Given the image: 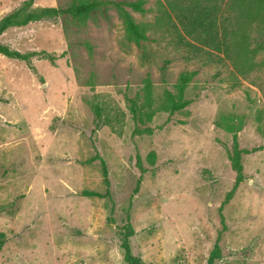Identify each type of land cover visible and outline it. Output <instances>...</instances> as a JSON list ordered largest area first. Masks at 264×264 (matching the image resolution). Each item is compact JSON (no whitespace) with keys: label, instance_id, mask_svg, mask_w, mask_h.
<instances>
[{"label":"rangeland","instance_id":"374dc122","mask_svg":"<svg viewBox=\"0 0 264 264\" xmlns=\"http://www.w3.org/2000/svg\"><path fill=\"white\" fill-rule=\"evenodd\" d=\"M25 1L0 0V20ZM171 2L131 10L148 28L139 45L126 40L114 8L108 19L61 16L0 36L35 53L29 62L0 54V264H126L128 217L145 264H207L220 233L215 264H264V67L245 62H264V31L236 47V66L221 51L182 43ZM187 71L195 72L190 104L161 110ZM148 79L155 112L140 121L129 99L149 112ZM239 119L244 180L223 204L237 177L227 127ZM96 154L108 166L114 221L105 198L83 194L105 191L100 161L89 162Z\"/></svg>","mask_w":264,"mask_h":264},{"label":"trees","instance_id":"16d2710c","mask_svg":"<svg viewBox=\"0 0 264 264\" xmlns=\"http://www.w3.org/2000/svg\"><path fill=\"white\" fill-rule=\"evenodd\" d=\"M224 1V2H223ZM34 0H26L22 6L7 14L0 20V36L9 28L23 26L30 22L45 19H56L61 16L74 19H82L99 11L104 18H109L108 10L114 8L122 20L127 41L139 45L148 39L147 25L137 22L131 13L132 11L144 12V0H71L65 7H33ZM226 7V8H225ZM171 8L175 13V18L184 32L182 43L194 46L189 39L198 42L202 46L213 48L225 53L228 58H232L234 64L239 63L240 55L236 54V47L248 45L251 32L257 30L264 31V0H172ZM0 54L9 58L30 61L35 53L23 54L18 50H13L9 46L0 42ZM235 55V56H234ZM252 68L264 67V62L253 59L245 61ZM195 72H183L180 74L175 84L176 92L165 90L164 98L160 105L161 110L169 111L173 114L185 109L190 100L185 98V90L191 82ZM146 85V104L149 112H140L135 100L131 102V112L136 120L143 121L145 117L150 120L154 115L151 107L150 81ZM243 127V121L229 123L227 129L233 133V149L229 152V159L237 177L232 190L228 193L223 204H226L234 195L240 183L244 180L242 156L247 150L239 146L238 133ZM150 130V129H149ZM151 131V130H150ZM99 160L102 169L105 191L98 192L85 190L84 195L88 197L105 198L110 203L109 220L114 221V202L110 190L109 170L105 159L96 154L89 159V162ZM121 237V248L124 252L126 264H145L142 258L135 255L131 247V237L135 235V229L129 217L124 225ZM221 233L219 234L213 250L208 258L207 264H215L217 259L222 257L220 246ZM6 242L4 233H0V251Z\"/></svg>","mask_w":264,"mask_h":264}]
</instances>
